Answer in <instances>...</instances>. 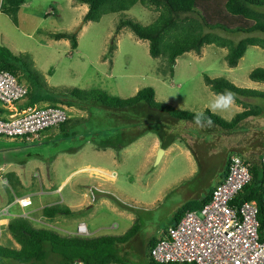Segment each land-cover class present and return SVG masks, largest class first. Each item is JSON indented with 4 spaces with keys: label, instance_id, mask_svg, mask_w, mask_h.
I'll use <instances>...</instances> for the list:
<instances>
[{
    "label": "rangeland",
    "instance_id": "obj_1",
    "mask_svg": "<svg viewBox=\"0 0 264 264\" xmlns=\"http://www.w3.org/2000/svg\"><path fill=\"white\" fill-rule=\"evenodd\" d=\"M223 2L224 0H198V8L202 11L200 16H203L204 10L202 8L204 7L206 16L210 20L225 19L224 16L227 15L228 19L232 20L229 22L232 25L237 22L241 24L251 22V20L245 18L233 20L235 18L232 19L225 12ZM78 4H81V2L77 0H25V3L21 4L17 12V24L6 13L0 11V44L9 47L14 52L28 53L33 60V66L47 84L51 86L98 88L108 94L120 97L130 96L138 88L150 85L156 89L159 98H164V95H166L171 97L170 101H178L183 97L188 100L189 96L198 94V90H194V88L198 76H202V73L203 75L206 73L210 76L221 75L227 78L232 73L229 71L224 58L226 48L214 43L204 44L199 51L189 50L178 55L180 64L177 65L175 74L172 76L173 72L169 74L160 69L163 57L152 56L149 53L146 39L138 38L127 26L122 27L115 33V24L120 17L132 16L144 24L151 22L158 14L154 6L137 2L125 11L108 12L96 21L87 20L80 24L82 17L78 16L80 14ZM259 9L264 10V6L259 7ZM65 29H70L71 32L75 33L77 38L75 47H72L68 38H57L53 35V33ZM204 30L211 29L205 27ZM213 31L234 41L246 35L264 36V32L261 31L251 33L230 32L219 29ZM111 42H114V45L118 44L119 48L116 52L114 48L110 49ZM255 66H264V47L256 44L248 45L233 71L241 76L250 67ZM155 72L162 73L161 77L156 75ZM20 80L28 84L25 78L22 77ZM136 86L138 88L135 90L134 87ZM65 97L70 96L65 95ZM27 99V96H25L22 100L27 101ZM41 101L36 102L39 103L37 105H43ZM108 109L112 110L100 104H91L87 117L82 120L76 118L78 121L74 124V129L81 136L78 134L63 136L59 131H56L55 135L42 137L34 142L0 137V165L9 160L22 158L21 163L26 162L22 167L25 170L27 181L31 178L35 184H38V188L42 189L56 188L67 170L59 168L57 176L51 171V161L48 160L53 158L55 151L66 147H76L77 149L85 140H90L92 144H95L110 135L112 138L119 137L120 139V131L116 126L121 124L116 125V123L105 121V119L109 120V118H104L103 115ZM153 121L157 126L160 123L158 117ZM44 131L46 130H42L40 134ZM175 153L179 154L178 150H175ZM224 157L225 154L220 152L210 162L213 163V167L220 168ZM16 163H19V161H16ZM87 163L91 165L98 163V161L80 162L81 165ZM76 164L78 165V163ZM99 164L102 163L99 162ZM62 170L64 174H61ZM207 171L183 181L182 185L189 182L193 185L196 184L198 187L194 190L195 197L207 192L208 187L212 186L216 180V176L207 173ZM35 172H38L39 176H32ZM27 174H30L31 177ZM86 175L85 171H79L71 175L60 186L58 197H62L66 204L71 203L77 198L80 190L84 188L83 178ZM153 177L151 180H153ZM130 179L133 178L130 177ZM134 181L136 180L134 179ZM182 185L177 188L174 187L175 189L168 191L158 201L147 203L150 202L148 199L151 198L148 197L145 188H139L137 184L122 181L119 192L114 191L113 194L119 197L126 206L103 193L113 205L130 210L134 215L132 219L120 215L117 211H112L108 203L98 202V200L95 207H91L89 210L84 209L83 212L65 214L64 216L72 220L83 217L88 225L87 228L95 229V235L123 233L133 222H136L135 234L123 247L127 250L129 264H145L148 241L152 237L160 235L162 229L170 222L175 209L185 201V197L181 193ZM121 191L122 193H120ZM141 191L144 193H141ZM10 194L8 186L0 181V206L5 204L7 199L13 198L14 195L11 196ZM127 195H138L139 198L142 197V201L134 202L129 200L130 198ZM15 208L16 205L11 206L10 210H15ZM91 211L92 215H89ZM29 220L37 226H45L61 233H68L52 226L44 215L39 216V219ZM1 229L0 243L18 246L5 224L1 225ZM6 261L12 263V260Z\"/></svg>",
    "mask_w": 264,
    "mask_h": 264
},
{
    "label": "trees",
    "instance_id": "obj_2",
    "mask_svg": "<svg viewBox=\"0 0 264 264\" xmlns=\"http://www.w3.org/2000/svg\"><path fill=\"white\" fill-rule=\"evenodd\" d=\"M77 1L86 3L88 6L82 15L83 22L87 20L96 21L108 12L125 11L137 2L154 6L158 14L151 22L144 24L132 16L120 17L115 24V33L122 27L127 26L138 38L146 39L149 53L152 56L163 57L160 69L169 74L173 72L175 58L178 55L189 50L199 51L204 44L214 43L225 47L224 58L229 65H235L238 62L248 45L256 44L264 47V36L262 35H246L234 41L223 34L213 31L214 29H219L230 32H264V10L259 9V7L264 6V0H224V10L232 19L235 18L233 20H239L240 18L251 20L247 24L237 22L233 25L229 23L232 20L228 19L227 15L224 16L225 19L210 20L206 16L204 7L202 10L205 12L203 11V16H200L202 11L198 8V0ZM22 2L23 0H0V11L6 13L17 24V12ZM205 27L211 30L205 31ZM55 37L68 38L72 47L77 45L76 35L71 30L57 31ZM114 46V42H111L110 49H113ZM0 68L12 72L19 81H21L22 77L27 80V105H33L40 100H49L50 103L47 104L53 105L57 102H62L87 108L91 104H100L112 109H126L138 103H145L149 107L156 108L179 119L194 121L195 114L202 112L206 117H210L213 123L222 127L235 124L238 119L251 114L253 111V109L243 110L227 120L208 108L203 111L178 108L168 102L156 99L154 88L150 85L138 88L134 94L127 97L111 95L98 88L84 89L75 86H51L47 84L42 75L33 66V60L28 53L14 52L9 47L1 44ZM248 75L252 79L264 81V66L253 67ZM204 81L217 93L230 90L235 93L236 97L250 94H259L264 97V91L238 86L225 76H210L205 73ZM65 95L70 97H65ZM74 122V118L68 117L67 120L59 124V127L63 130L67 125ZM99 143L114 147H120L125 144L118 138H112L110 142L103 140V142ZM251 173V180L238 191L234 201L255 199L259 205V217L262 223L260 201L264 193V168L260 163L252 164ZM210 191L211 188L200 198L189 199L181 204L172 214L168 224L178 220L187 209L200 207L208 200ZM104 194L126 206L119 197L111 192H104ZM41 212L46 217H52L57 213H71L72 210L64 204H50L44 206ZM6 228L18 246L0 243V264H67L73 259H81L86 264H129V256L123 246L135 234L137 224L133 222L123 233L119 234L80 235L61 233L53 228L37 226L27 217L12 216L6 224ZM156 238L152 237L148 241L145 264H186L155 261L149 255V248ZM6 260H12V263H8Z\"/></svg>",
    "mask_w": 264,
    "mask_h": 264
},
{
    "label": "crops",
    "instance_id": "obj_3",
    "mask_svg": "<svg viewBox=\"0 0 264 264\" xmlns=\"http://www.w3.org/2000/svg\"><path fill=\"white\" fill-rule=\"evenodd\" d=\"M23 3H25V0H23L21 4ZM78 5L80 6V14L78 16L82 17L88 6L83 2ZM53 35L55 34L53 33ZM118 48L119 46L116 43L114 46L115 52ZM241 58L242 56L235 65H229L227 63L229 71L232 72L231 75L228 76V79L238 86L264 91V81L252 79L248 75L253 67H250L246 73L241 76L234 73L233 68L238 65ZM102 60L105 61L104 58H102ZM178 64H180V61L177 56L175 58L172 76L175 74ZM155 73L161 77L162 73ZM201 75L200 77L198 76L197 83L195 84L196 87L194 88V90L199 91H197L198 94L189 96L190 98L188 100H185V97H183L182 99H178V101H170L171 97L166 95H164V98H159L154 88L155 98L160 101L163 100L168 102L175 107L191 111H203L206 108L210 109V104L218 93L214 92L204 81L203 73ZM134 88L136 90L138 86ZM22 99L16 101L13 105H3L0 103V116L8 117L10 114L20 113L28 104V99L27 101ZM41 102V104H47L49 101L43 100ZM37 104L39 103H35V105ZM56 104L63 106L69 118L73 117L75 122L67 125L63 130L60 129L59 126L57 128L53 127L46 129V131L40 134L39 139L49 135L53 136L56 131H59L63 136L71 134H78L81 136V134L77 133L78 131L76 132V129H74V124L78 121L76 118L82 120L87 117L90 105L87 108H81L76 104L62 102H57ZM247 109H253L252 113L241 117L235 124L228 127H222L216 123H212L211 126L205 125L204 127H200L196 125L193 120L173 117L156 108L149 107L145 103H138L126 109H108L103 114L104 118H109V120L105 119V121L116 123V125L121 124L116 127L119 128V133L122 138H117L125 142L124 145L114 147L112 145H101L99 143L103 142V140L110 142L112 139L110 135L104 137L99 142L97 141L95 144H92L90 140H85L77 149L76 147H66L55 151V153H53L55 154L53 158L48 160L51 161V171L57 176L59 168L67 170V173L63 175L56 188H38V184H35L34 180L31 178L27 181L25 170L22 167L26 162L21 163L23 161L22 158L9 160L5 164L3 163V165H0V181L8 186L11 196L29 195L32 202L27 206L28 208H23L18 203L14 202L13 196V198L7 199L5 204H9V209L11 206L14 207L16 205L15 210H10L15 214L14 216H20L18 214L22 211H26L30 216L28 219H39V216L43 215L41 210L46 205L64 204L72 210L71 213H57L52 217L46 218L50 221L52 226L65 230L68 233H74L77 223L79 221H84L86 223V220H84L83 217L72 220L64 215L83 212L84 209L89 210L91 207H95L97 200L98 202L104 201L108 203L112 211H117L120 215L132 219L134 215H132L130 210L124 207L118 208L116 205H113V203L107 200V197L103 195V193L111 192L113 194L114 191L119 192L121 182L127 181L130 184L139 185V188H145V192L148 194V197L151 198L148 199L150 202L147 203H154L168 191L175 189L174 187L177 188L182 185L183 181L189 180L191 177L201 172L204 173L206 170H208L207 173L216 176V180L213 183L214 185L224 176L227 168V157L232 153L242 155L251 165L259 163L258 158L264 151V97L259 94L238 95L235 104L229 111H217L214 113L229 120L236 113ZM156 117L160 120L158 126L153 123ZM0 137L24 140L23 138L6 135H0ZM159 147H162L163 151L157 162H155L156 152ZM175 150H178L179 154H176ZM220 152L225 154L224 161L221 163L220 168H215L210 161H213L212 159L215 158V155ZM87 160L98 161V163H93L91 165L88 164L89 162L85 165L80 164V162ZM16 161H19V163H16ZM99 162L102 164H99ZM76 163H78V165ZM79 171H85L87 173L83 178L85 186L80 190L76 199L66 204L62 197H58V193L60 195L59 188L71 175ZM62 173L63 170L61 174ZM27 175L31 177L30 174ZM36 175L39 176L38 172L32 174V176ZM130 177L133 179H130ZM149 177L150 179H148ZM152 177L153 180H151ZM2 178H5L6 182H4ZM134 179L137 182L134 181ZM212 186H209L208 189ZM197 187L196 184L193 185L191 182L182 185L181 193L183 197H185V201L178 206L189 199H198L206 194V192L201 193L198 197H195L194 190H196ZM178 191H180V189H178ZM120 193H122V191ZM141 193L144 192L141 191ZM127 196L130 198L129 200L134 202L142 201V197L139 198L138 195ZM89 215H92V211L89 212ZM9 219H6L5 225ZM88 230L90 233L89 235L94 234V228H88Z\"/></svg>",
    "mask_w": 264,
    "mask_h": 264
},
{
    "label": "built area",
    "instance_id": "obj_4",
    "mask_svg": "<svg viewBox=\"0 0 264 264\" xmlns=\"http://www.w3.org/2000/svg\"><path fill=\"white\" fill-rule=\"evenodd\" d=\"M28 85L7 69L0 68V103L13 105L24 98ZM69 117L59 104L27 105L20 113L0 116V135L27 141L40 138V132L58 127ZM258 162L264 168V151ZM224 176L212 187L209 198L200 207L187 209L178 220L168 224L149 248L157 262L186 264H264V193L260 205L255 199L234 201L235 195L252 177L251 163L242 155L227 157ZM6 182L5 178H2ZM14 202L27 207L29 195L14 196ZM9 204L0 206L1 225L14 216ZM30 218L26 211L18 214ZM75 234L89 235L84 221L76 225ZM67 264H86L73 259ZM125 264V263H122Z\"/></svg>",
    "mask_w": 264,
    "mask_h": 264
},
{
    "label": "clouds",
    "instance_id": "obj_5",
    "mask_svg": "<svg viewBox=\"0 0 264 264\" xmlns=\"http://www.w3.org/2000/svg\"><path fill=\"white\" fill-rule=\"evenodd\" d=\"M236 102L235 93L230 90H225L222 93H218L215 96V99L210 104V110L213 112L221 111L226 112L229 111L232 106ZM194 122L196 125L200 127H204L205 125L211 126L213 121L210 117H206L204 113H196L194 116Z\"/></svg>",
    "mask_w": 264,
    "mask_h": 264
},
{
    "label": "water",
    "instance_id": "obj_6",
    "mask_svg": "<svg viewBox=\"0 0 264 264\" xmlns=\"http://www.w3.org/2000/svg\"><path fill=\"white\" fill-rule=\"evenodd\" d=\"M82 23H83V20H81L80 24H82ZM162 151H163V148H162V147H159V148L157 149L156 156H155V162H157V160L159 159V157H160Z\"/></svg>",
    "mask_w": 264,
    "mask_h": 264
}]
</instances>
